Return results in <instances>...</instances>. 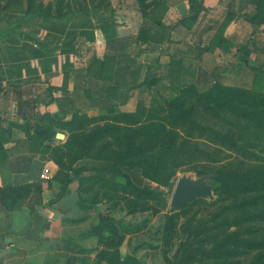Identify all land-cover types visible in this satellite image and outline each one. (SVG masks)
Segmentation results:
<instances>
[{
	"label": "rangeland",
	"instance_id": "1",
	"mask_svg": "<svg viewBox=\"0 0 264 264\" xmlns=\"http://www.w3.org/2000/svg\"><path fill=\"white\" fill-rule=\"evenodd\" d=\"M94 8L87 0H0V87L46 82L57 88L70 73L75 36H91L92 20L115 16L108 7L100 13ZM200 14L178 26L195 45L199 66L187 75L192 82L180 84L174 73L167 80L149 78L111 108L23 124L26 147L54 165L60 191L75 178L81 208L76 205L71 216L89 225L88 252L96 264L128 257L131 264H264V192L233 187L247 177L264 179V106L225 102L217 92L264 98V36L246 29L230 54L227 25L211 24L207 11ZM159 40L152 39L154 48ZM105 165L121 168L129 179L98 170ZM84 166L89 170L74 177ZM184 174H209L212 181L221 175L229 183L214 191V201L170 209ZM41 193L39 186L24 188L17 198L37 204Z\"/></svg>",
	"mask_w": 264,
	"mask_h": 264
},
{
	"label": "crops",
	"instance_id": "2",
	"mask_svg": "<svg viewBox=\"0 0 264 264\" xmlns=\"http://www.w3.org/2000/svg\"><path fill=\"white\" fill-rule=\"evenodd\" d=\"M87 2L99 13L108 7L115 16L110 21L92 20L91 36H75L70 73L57 88L51 90L46 82L0 87V143L6 154L0 163V264H96L88 252L89 225L71 216L79 205L75 178L66 194L50 204L62 184L53 176L54 165L29 152L23 124L68 120L77 112L91 115L111 108L149 78L167 80L174 73L180 84L192 82L187 75L199 64L192 38L178 27L185 18L199 20L207 11L211 24L223 21L230 54L245 40L246 29L252 30L251 19L260 23L254 27L257 38L264 36V0ZM124 32L133 35L124 37ZM157 36L161 40L154 48L152 39ZM220 53L217 49L215 54ZM45 170L48 178L42 179ZM35 186L42 190L41 203L17 198L21 189ZM10 194L15 201L8 203Z\"/></svg>",
	"mask_w": 264,
	"mask_h": 264
},
{
	"label": "trees",
	"instance_id": "3",
	"mask_svg": "<svg viewBox=\"0 0 264 264\" xmlns=\"http://www.w3.org/2000/svg\"><path fill=\"white\" fill-rule=\"evenodd\" d=\"M147 0H141V3L144 5L145 2ZM191 11H192V6H191ZM251 23L253 25V27H255L256 25L259 26L258 24H256L253 19H251ZM28 41V40H25ZM35 43L39 46L42 47V45L40 43H37L35 41ZM217 92L219 94V98H222L225 100V102L227 101H237L238 103H246L247 105H251L253 107H261L264 106V98L262 96L259 95H250L247 92H243V91H231L229 89H217ZM113 109H108L109 112H111ZM35 118L32 117L30 118V120H34ZM25 132L27 135V138L29 137V130H27L25 128ZM6 159V154L5 151L3 149V147L1 146L0 143V163L3 162ZM134 168V167H133ZM143 170V173L146 175V173L152 178L153 175L151 174V172L149 171V169L142 167L141 168ZM89 170L87 167H80L78 169L74 170V177L78 176L80 173H82L83 171H87ZM98 170L100 171H114L115 173H118L120 175L125 176L126 178H128L127 175H125V173H123V171H121V168H114L113 166L110 165H105L102 168H99ZM205 175V174H204ZM129 179V178H128ZM211 182L214 185V191L217 188H224L228 186L229 181L226 180L224 177H221V175L219 177H216L215 181H212L211 178ZM67 185L68 183L66 182L64 187L62 188V190L60 191V193L56 196V199L53 200L52 202H50V204L58 201L59 199H61L67 192ZM233 187L238 188L240 190H242L243 192H264V179L263 178H254V177H247L245 179H240L236 182H233ZM134 262V259L132 258H126L122 263L120 264H131Z\"/></svg>",
	"mask_w": 264,
	"mask_h": 264
},
{
	"label": "water",
	"instance_id": "4",
	"mask_svg": "<svg viewBox=\"0 0 264 264\" xmlns=\"http://www.w3.org/2000/svg\"><path fill=\"white\" fill-rule=\"evenodd\" d=\"M24 39L32 40L28 34L24 35ZM55 139L63 140L64 135L56 133ZM211 178L212 176L209 174L198 177L192 174L181 175L174 186L169 208L182 209L198 200L214 201V185L211 182Z\"/></svg>",
	"mask_w": 264,
	"mask_h": 264
},
{
	"label": "built area",
	"instance_id": "5",
	"mask_svg": "<svg viewBox=\"0 0 264 264\" xmlns=\"http://www.w3.org/2000/svg\"><path fill=\"white\" fill-rule=\"evenodd\" d=\"M47 173H48V170H45L44 173L41 175V178L42 179H47L48 178Z\"/></svg>",
	"mask_w": 264,
	"mask_h": 264
}]
</instances>
